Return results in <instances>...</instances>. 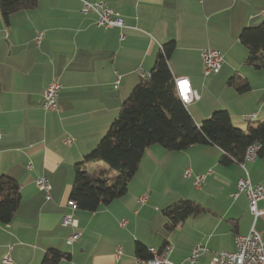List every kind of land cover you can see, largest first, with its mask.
I'll list each match as a JSON object with an SVG mask.
<instances>
[{"label": "crops", "instance_id": "1", "mask_svg": "<svg viewBox=\"0 0 264 264\" xmlns=\"http://www.w3.org/2000/svg\"><path fill=\"white\" fill-rule=\"evenodd\" d=\"M87 1H107L125 27L98 26L94 13L80 12V0H37L34 8L13 13L8 25L0 16V174L13 177L21 194L11 221L0 224V264H40L51 247L70 255L59 264H132L136 242L155 249L170 244L168 259L176 264H188L192 247L201 244L209 251L198 262L207 263L212 252L233 251L236 234L253 227L264 238V198L254 221L246 195H232L243 168L238 162L221 165V151L212 144L179 151L149 145L123 196L94 212L76 210V227L63 223L71 212L74 164L97 145L140 80L137 71L150 72L166 41H175L171 72L187 78L199 96L186 105L195 123L220 108L242 129L243 114L264 120V69L244 64L247 50L238 39L242 28L264 20V0ZM205 47L223 54L215 74L203 72ZM52 78L60 84L58 110L44 111L43 90ZM244 80L250 90L238 93L235 85ZM65 135L71 143H63ZM243 165L251 182L264 188V156ZM85 167L108 168L103 161ZM196 175L204 176L199 186ZM39 176L50 182L48 199L35 184ZM182 199L206 210L165 231L162 210ZM74 231L79 237L67 243ZM7 254L9 263L3 261Z\"/></svg>", "mask_w": 264, "mask_h": 264}, {"label": "trees", "instance_id": "2", "mask_svg": "<svg viewBox=\"0 0 264 264\" xmlns=\"http://www.w3.org/2000/svg\"><path fill=\"white\" fill-rule=\"evenodd\" d=\"M36 4L37 0H0L1 19L8 25L13 13L34 8ZM238 39L247 50L244 64L264 69V20L242 28ZM174 49V40L161 45L149 76L140 78L134 85L97 145L74 164L68 199L76 203L77 210L94 212L100 205L123 196L144 150L151 144H159L171 151L184 150L195 144H212L221 151V165L241 162L246 148L252 143L259 144L258 157L264 156V120L247 122L246 128L242 129L232 123L226 109L220 108L212 111L200 124L195 123L175 90L174 75L169 66ZM235 90L247 92L250 84L244 80L235 85ZM91 161H103L108 168L89 172L85 165ZM20 199L18 182L10 175L0 174V224L11 221ZM205 210L198 202L182 199L162 210L163 227L165 231H172L188 217ZM134 250L140 258L150 255L148 248L139 242L135 243ZM69 257L68 252L51 247L45 250L40 264H59Z\"/></svg>", "mask_w": 264, "mask_h": 264}, {"label": "built area", "instance_id": "3", "mask_svg": "<svg viewBox=\"0 0 264 264\" xmlns=\"http://www.w3.org/2000/svg\"><path fill=\"white\" fill-rule=\"evenodd\" d=\"M81 7L80 12L83 14L94 13L96 15V24L103 28L125 27V23L120 14L115 11L107 1H87L80 0ZM123 34H121V37ZM42 38V33L38 32L35 35V41L38 43ZM201 62L203 66V72L205 75L215 74L219 72L224 57L221 51L205 47L200 51ZM138 75L140 78H146L149 76V72H143L138 70ZM121 76L117 74L114 80V87H117ZM175 90L182 101L183 104L187 105L190 102L199 98L195 90L192 89L190 82L187 78L181 76H174ZM60 84L55 78H52L45 89L43 90V102L42 109L44 111H55L58 110L57 94ZM255 112H250L243 114L242 120L244 122H253L255 120ZM1 138V132H0ZM73 140L70 135H65L63 138V143L69 144ZM259 144H250L243 155V160L239 162L244 170V176L240 177L236 183V191L233 196L238 193H244L247 197L248 209L254 217L256 218L262 213L257 208V202L264 198V188L260 184H254L248 177L247 171L244 168L243 162L253 161L258 155ZM189 174V170L185 171ZM204 176L196 175L194 177V183L199 186L203 183ZM36 186L43 190L46 199L49 198L50 192V182L44 176H39L35 179ZM140 201L144 200V197L139 198ZM67 205L71 209L69 214L63 216V223L71 225L73 227L77 226V221L74 216V212L77 210L76 203L73 200L68 199ZM80 233L78 231L72 232L66 239L67 243H72L79 237ZM235 249L233 251H217L212 252V256L207 263H199L198 258L201 252L209 251L205 246L201 244H196L192 247L189 256L187 257L188 264H264V238H262L252 227L247 234H236L234 236ZM172 250L170 244L164 245L161 249H155L153 247L148 248L150 253L147 258L136 257L132 264H176L168 259V254ZM122 255V248L117 247L115 251V256L119 257ZM3 261L6 263L11 262L9 254L5 255Z\"/></svg>", "mask_w": 264, "mask_h": 264}]
</instances>
